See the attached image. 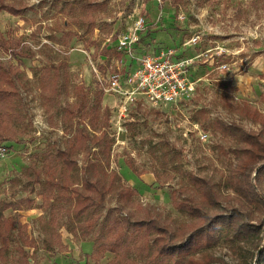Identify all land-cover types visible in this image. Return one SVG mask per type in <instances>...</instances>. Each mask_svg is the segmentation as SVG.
<instances>
[{"label": "rangeland", "instance_id": "rangeland-1", "mask_svg": "<svg viewBox=\"0 0 264 264\" xmlns=\"http://www.w3.org/2000/svg\"><path fill=\"white\" fill-rule=\"evenodd\" d=\"M5 1L25 8L19 15L0 11V38L10 48L19 44L27 57L15 58L0 45V74L17 67L16 93L0 111L7 112L5 132L18 139L0 153V264H185L187 258L157 256L153 237L139 248L128 233L116 253L92 252L111 225L106 217L126 215L118 191L127 186L137 191L127 207L142 205L176 237L195 219L172 199L173 192L179 200L190 195L191 175L210 180L220 193V203L203 211L229 214L236 206L241 221L260 229L243 237L223 225L213 245L193 254H210L219 264H264V174L256 185L258 202L239 203L229 183L243 145L238 129L264 134L263 124L244 113L246 105L264 113V0ZM141 18L142 29H136ZM132 32L138 41L128 55L117 43ZM170 52L194 61L188 73L195 82L192 93L172 104L144 95L126 103L104 92L88 58L104 74L110 65L124 74L137 57ZM0 85L10 83L0 76ZM80 86L88 114L99 102L109 111L113 140L110 159L94 140L85 150L102 159L106 173L119 175L87 233L85 215L79 223L68 193L49 181L81 183L86 153H78L72 170L56 158L72 139L65 111ZM143 212L138 209V216Z\"/></svg>", "mask_w": 264, "mask_h": 264}, {"label": "trees", "instance_id": "trees-1", "mask_svg": "<svg viewBox=\"0 0 264 264\" xmlns=\"http://www.w3.org/2000/svg\"><path fill=\"white\" fill-rule=\"evenodd\" d=\"M24 8L8 3L5 0H0V11L19 15ZM0 45L7 49L15 58L27 57V54L20 48L19 44L10 48L6 41L0 38ZM118 55L121 56V53L118 52ZM12 69L0 74L5 81L10 83L9 87L0 85V105L1 107L5 106L3 108H6L4 102L8 101L16 93L13 77L17 74V67L14 69L15 72ZM80 88L83 89V87L80 86L76 93L77 101L68 106L65 111V120L71 132H73L72 139L66 148L56 153V158L64 163L69 170H72L78 166V153L85 152L84 164L81 168V183L73 185L67 179L60 184L54 183L52 180L49 181L60 192L68 193L69 198L74 202L72 210L74 217L78 219L79 223H81L80 217L85 215L81 227H85L86 230L84 232L87 233L92 231L99 222L100 210L104 208L106 199L119 175L115 171L110 174L106 173L102 159L90 157V154L85 150L88 142L94 140L104 156L110 159L113 140L109 137L107 131L109 111L106 108L102 109L99 102L92 109V114H88L86 111L89 104L88 95ZM245 107L244 113L264 126V113L248 105ZM6 114V111H0V145L9 147L7 142L17 143L18 139L7 134L4 130ZM86 120H88L87 123ZM92 132L94 133L93 135ZM238 134L242 138L243 145L240 149L234 173L229 181L230 187L236 194V197L232 196V198L239 203H243V201L258 202L259 196L256 185L264 174V134L262 132L243 131L240 129H238ZM128 166L136 175L143 174L132 163H129ZM108 176L109 179H107ZM190 180L191 193L185 200L177 199L176 193H172L175 206L195 216L192 222L184 224L179 229L176 237L169 232L168 227L164 226L157 216L153 215L151 211L145 210L142 205L137 204L134 209L127 207L137 192L136 189L127 186L118 191V200L124 204L126 215L115 217V215L113 216L109 213L110 215L106 219L111 221V225L103 235L102 241L95 243L92 255L100 257L107 252L116 253L123 246L124 239L128 233L136 241H139V248H142L144 244H149L151 237H153L152 245L155 247V254L163 259L181 257V259L187 258L185 264H219L220 262H217L219 259L210 254L197 257L193 253L213 245L216 233L221 226L234 228L243 237H246L243 233L248 232L259 234V227L241 221L242 213L236 206L231 208L232 212L229 214L217 213L212 215L207 211H203L205 207L214 208L220 203V193L210 180L192 175ZM138 209L144 211L140 216L137 214ZM9 221L11 222L12 219L10 218ZM24 264H30L28 259L25 260Z\"/></svg>", "mask_w": 264, "mask_h": 264}, {"label": "built area", "instance_id": "built-area-1", "mask_svg": "<svg viewBox=\"0 0 264 264\" xmlns=\"http://www.w3.org/2000/svg\"><path fill=\"white\" fill-rule=\"evenodd\" d=\"M143 24L144 20L141 18L136 24V29L139 27L142 29ZM136 41H138L136 32L123 34L118 39L117 48L120 52L133 55ZM88 58L100 88L106 93L122 96L126 103L133 101L135 95H144L154 103H177L195 89V82L190 79L188 73L194 61L177 59L172 52L160 56L144 54L137 57L136 69L124 74L120 70L113 69L111 65L104 74L90 55ZM7 149L8 147L0 145V153Z\"/></svg>", "mask_w": 264, "mask_h": 264}, {"label": "crops", "instance_id": "crops-1", "mask_svg": "<svg viewBox=\"0 0 264 264\" xmlns=\"http://www.w3.org/2000/svg\"><path fill=\"white\" fill-rule=\"evenodd\" d=\"M135 63H136V65L134 66V68H132V69H131V71L135 70V69H136V67H137V65H138V62H135ZM116 66H117V67H119L120 65H119V64H117ZM127 70H128V69H127Z\"/></svg>", "mask_w": 264, "mask_h": 264}]
</instances>
